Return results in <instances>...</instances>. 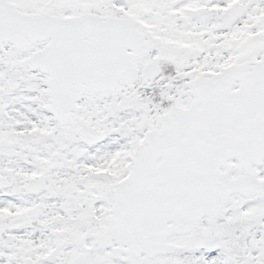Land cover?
I'll list each match as a JSON object with an SVG mask.
<instances>
[{
	"label": "snow or ice",
	"instance_id": "1",
	"mask_svg": "<svg viewBox=\"0 0 264 264\" xmlns=\"http://www.w3.org/2000/svg\"><path fill=\"white\" fill-rule=\"evenodd\" d=\"M0 264H264V0H0Z\"/></svg>",
	"mask_w": 264,
	"mask_h": 264
}]
</instances>
